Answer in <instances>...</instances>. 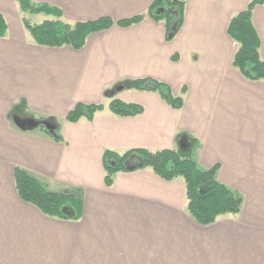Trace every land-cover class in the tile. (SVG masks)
Wrapping results in <instances>:
<instances>
[{"label":"crops","instance_id":"obj_1","mask_svg":"<svg viewBox=\"0 0 264 264\" xmlns=\"http://www.w3.org/2000/svg\"><path fill=\"white\" fill-rule=\"evenodd\" d=\"M31 1L59 8L65 22L107 17L115 24L90 33L78 50L40 46L18 3L0 0V264H264V81L234 68L237 44L227 33L249 0H184L182 25L169 41L163 22L147 15L116 24L145 14L153 0ZM252 23L264 60V5L253 8ZM139 78L164 82L173 95L186 87L182 107L126 87ZM112 98L143 112L115 115ZM78 102L103 109L91 121H65ZM17 104L27 116L59 121L62 141L12 124ZM189 138L198 141V166L218 164L217 179L242 195L238 214L197 224L185 210L183 181L149 169L117 172L104 185L105 149L154 151ZM15 166L51 191L76 193L80 219L51 218L21 200Z\"/></svg>","mask_w":264,"mask_h":264},{"label":"trees","instance_id":"obj_2","mask_svg":"<svg viewBox=\"0 0 264 264\" xmlns=\"http://www.w3.org/2000/svg\"><path fill=\"white\" fill-rule=\"evenodd\" d=\"M18 3L21 22L33 43L46 47L70 46L80 49L87 36L96 31L110 28L115 22L102 17L91 21L74 23L62 20L61 11L55 6L35 3L31 0H13ZM184 0H153L143 15L123 19L116 24L127 27L143 19L145 15L152 20L163 22L165 40H171L179 31L184 14ZM256 5H264V0H249L244 10L231 16L227 33L237 44L232 64L241 75L251 81H264V60L259 55L260 40L252 23V12ZM42 13L52 18L39 23H31L27 15ZM4 35V25L0 17V36ZM126 87L141 91L156 92L165 104L174 109L183 105V94L186 87L181 88L180 95H173L169 85L152 78L128 80ZM109 110L118 116H137L143 112L141 105L112 98ZM102 104L76 103L65 115L64 120L77 122L91 121ZM36 119V118H35ZM37 128L56 142L62 141L59 121L48 120L55 128L46 129L40 117ZM12 124L13 121L11 120ZM57 122V123H55ZM198 141L189 138L188 145L159 150L131 149L118 153L105 149L102 153L103 183L109 187L117 172H131L149 169L163 180L180 178L185 187V210L199 225L207 226L221 216H234L239 213L243 199L239 192L221 183L217 177L219 165L200 168L193 157ZM13 180L16 192L21 200L35 206L43 215L77 221L81 217L82 205L80 197L71 190L51 191L47 186L29 174L23 168L15 166Z\"/></svg>","mask_w":264,"mask_h":264},{"label":"water","instance_id":"obj_3","mask_svg":"<svg viewBox=\"0 0 264 264\" xmlns=\"http://www.w3.org/2000/svg\"><path fill=\"white\" fill-rule=\"evenodd\" d=\"M12 121L14 125L21 130H32L34 128H37L39 125V121H37L35 118H32V117L27 118V119H22V118H19L18 116H14L12 118ZM41 123L46 129H49L50 131H52L55 128L53 124H51L50 122L46 120L41 121ZM180 147H183V146H180Z\"/></svg>","mask_w":264,"mask_h":264},{"label":"rangeland","instance_id":"obj_4","mask_svg":"<svg viewBox=\"0 0 264 264\" xmlns=\"http://www.w3.org/2000/svg\"><path fill=\"white\" fill-rule=\"evenodd\" d=\"M27 18H28V20L31 22V23H39V22H41L43 19H47V18H49L48 16H45L44 14H39V15H30V14H28L27 15ZM117 89V87L116 88H114V90H116ZM17 108H18V104L17 105H14L13 106V109H12V111H11V113L9 114L10 115V119L12 120V118L14 117V116H18V117H21L22 119H27V118H29L30 116H32V115H29V116H27V113L24 111V110H17ZM37 119V118H36ZM55 123H57V122H55ZM32 131L33 132H42V130L40 129V128H34V129H32ZM242 196V195H241ZM227 216V215H226ZM228 216H231V215H228Z\"/></svg>","mask_w":264,"mask_h":264}]
</instances>
